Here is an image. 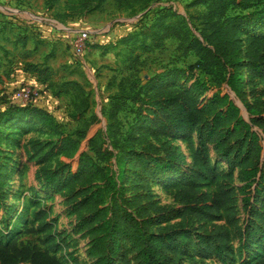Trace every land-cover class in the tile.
Wrapping results in <instances>:
<instances>
[{
    "label": "trees",
    "instance_id": "1",
    "mask_svg": "<svg viewBox=\"0 0 264 264\" xmlns=\"http://www.w3.org/2000/svg\"><path fill=\"white\" fill-rule=\"evenodd\" d=\"M104 1H72L64 18H71L74 13L91 15ZM91 5L95 7L91 9ZM231 10L247 14L228 18ZM206 21L209 35L205 43L189 40L177 27L161 23L152 33V45L141 46L148 53L159 50L166 40L175 39L197 61L179 71V75L176 70H167L145 84L135 82L129 84L128 90L121 88L120 98L136 107L135 124L129 127L121 144L118 140L112 145L101 142L94 126L87 122L73 135L65 134L50 114L31 105L9 106L0 111V127L13 120L29 119L55 138L49 144V153L43 156L55 163L50 169H41L42 182L54 192L68 190L66 202L87 236V257L93 264H185L191 247L197 248L201 257L214 256L219 264H228L226 230L206 226L221 209L228 213V223L234 227L237 262L232 264H264V254L251 253L253 242L264 232V102L254 100L252 91L245 93L251 79L241 77V72L261 74L264 66L260 64V47L255 41L242 55L232 36L239 25L264 24V0H214L208 5ZM196 73L210 78L212 86L200 82ZM49 75L46 69L40 71L45 79ZM7 79L0 74V92ZM174 81L181 82L184 88H175L170 84ZM69 88L76 95L72 117L79 122L86 100L78 86ZM118 107L111 111L112 118L121 106ZM137 131L165 141L159 148L145 142L137 151L131 143ZM193 133L197 153L204 161L209 145L223 161L232 159L229 179L232 180L233 168L239 170L241 187L237 196L243 212L240 226L233 209L234 193L221 188L212 197L200 194L199 175L194 168L175 196L182 205L178 225L163 226V209L142 204L151 180L177 173L181 168V157L169 141ZM206 177L212 182L216 180L211 171ZM2 186L0 182V189ZM128 187L136 189L131 196ZM139 191L144 193L143 197ZM46 215L40 210L34 218L38 221ZM194 222L198 226L192 234ZM0 264L61 262L48 251L25 245L15 237L0 242Z\"/></svg>",
    "mask_w": 264,
    "mask_h": 264
},
{
    "label": "rangeland",
    "instance_id": "2",
    "mask_svg": "<svg viewBox=\"0 0 264 264\" xmlns=\"http://www.w3.org/2000/svg\"><path fill=\"white\" fill-rule=\"evenodd\" d=\"M72 1L75 0L53 3L50 0H0V74L8 77L0 92V111L9 106H26L22 95L28 91L31 98L28 105L50 114L63 133L73 135L87 122L94 126L101 142L112 145L118 140L121 144L129 127L135 124L136 111L129 101L120 98L121 88L128 90L129 84L135 82L145 84L167 70H176L178 74L197 61L193 53L184 52L180 41L175 39L166 40L159 50L148 53L143 52L141 46L152 45V33L161 23L177 27L189 40L205 43L209 35L207 8L214 0H105L91 15L74 13L73 17L64 18ZM94 7L91 5V9ZM246 14L231 10L227 17ZM82 33L87 34L84 43L79 40ZM233 33L242 55L250 42L259 45L260 64L264 66V24L239 25ZM184 44L187 46L186 42ZM81 45L84 50L78 52ZM262 68L261 74L241 72L242 79L245 76L251 79L245 93L254 92V100L259 102H264ZM45 69L50 72L47 79L40 76V71ZM196 76L200 82L212 86L210 78L199 73ZM170 84L184 88L181 82ZM71 85L78 86L86 100L79 122L72 117L76 95L69 88ZM116 106L121 107L112 118L111 111ZM164 141L140 131L131 139L137 151L145 142L159 148ZM54 142L48 130L29 119L13 120L0 127V182L3 183L0 242L16 237L25 245L48 251L61 264H93L87 257V236L66 202L68 190L54 192L42 182L41 169H50L55 163L43 157L50 151L49 144ZM169 142L181 157V168L177 173L151 180L150 191L142 204L163 209L160 212L165 216L163 226L178 225L182 205L175 196L194 168L199 175L197 191L200 194L212 197L221 188L234 193L233 209L240 226L243 212L237 196L241 187L239 170L233 168L232 180L228 178L232 159L223 161L206 145L204 161L197 153L194 133L175 136ZM210 171L216 174L213 182L206 177ZM128 190V196L136 192L131 187ZM138 194L144 196L142 191ZM40 210L47 215L37 221L34 215ZM227 214L221 209L206 226L211 224L226 230L230 250L227 263L232 264L237 262L234 259L237 243ZM197 226L194 222L192 234L197 232ZM254 252L264 254V232L253 242L251 253ZM201 262L219 264L216 257H201L198 249L191 247L184 263Z\"/></svg>",
    "mask_w": 264,
    "mask_h": 264
},
{
    "label": "built area",
    "instance_id": "3",
    "mask_svg": "<svg viewBox=\"0 0 264 264\" xmlns=\"http://www.w3.org/2000/svg\"><path fill=\"white\" fill-rule=\"evenodd\" d=\"M86 39H87V34H85V33H82V34L79 36V40L81 41V43H82V42L84 43V42L86 41ZM83 50H84L83 45L79 46V48L77 49L78 52H82ZM22 97H23L24 101H25V102L27 103V105H28V103H30V100H31L30 95H29V92H28V91H27V92H23Z\"/></svg>",
    "mask_w": 264,
    "mask_h": 264
}]
</instances>
